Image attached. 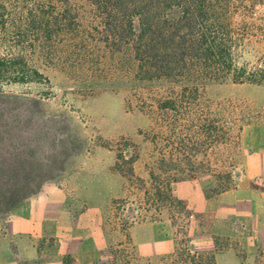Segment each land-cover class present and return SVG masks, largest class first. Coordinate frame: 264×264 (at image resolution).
<instances>
[{"label": "rangeland", "instance_id": "374dc122", "mask_svg": "<svg viewBox=\"0 0 264 264\" xmlns=\"http://www.w3.org/2000/svg\"><path fill=\"white\" fill-rule=\"evenodd\" d=\"M70 2L76 17L70 26L60 23L63 31L51 38L0 32V57L11 66L21 56L19 68L26 74V82L0 79L1 226L16 200L48 181H62L102 209L108 245L94 264H193L194 253L203 255L196 264H264V244L247 238L193 244L192 209L174 192L181 181L206 185L208 195L240 183L245 153L264 135V83L207 80L184 99L183 83L141 78L131 48L105 41L88 0ZM262 9L257 5V15ZM260 37L236 53L238 66L248 72L264 73ZM166 99H175L179 111H161ZM120 150L138 155L131 177L116 169ZM161 158L168 172L156 170ZM152 168L166 183L167 199L152 195ZM252 186L262 190L264 181L256 177ZM164 240L175 244L167 250L163 244H138ZM64 264L75 261L68 255Z\"/></svg>", "mask_w": 264, "mask_h": 264}, {"label": "trees", "instance_id": "16d2710c", "mask_svg": "<svg viewBox=\"0 0 264 264\" xmlns=\"http://www.w3.org/2000/svg\"><path fill=\"white\" fill-rule=\"evenodd\" d=\"M0 0V32H32L38 38H51L72 24L75 14L69 10L70 0ZM101 19L105 41L131 48L138 61L141 78L169 79L183 83L181 97L186 99L198 91L200 83L207 80L264 83L263 70L248 72L238 66L236 53L253 38L264 40V0H88ZM261 4L263 12L255 9ZM64 7L61 12L45 7ZM19 9L20 13L14 12ZM264 26V25H263ZM67 28V27H66ZM7 66L0 57V79L26 82L25 72L19 68L21 56ZM20 70V71H19ZM161 111H179L174 99H166ZM207 130L208 127L204 126ZM118 152L116 169L127 177L134 175L137 154ZM128 164L127 167L122 163ZM166 160L161 158L157 169L166 170ZM150 169L156 183L153 196L168 198L167 186L162 176ZM235 175L238 176V173ZM230 179L231 174H227ZM218 180L223 177L217 175ZM27 179V178H26ZM27 181V180H26ZM29 183V181L24 182ZM225 186L221 191L230 189ZM22 199L15 201V206ZM194 248V246H190ZM117 250H113L114 256ZM178 252L168 258L176 257ZM193 264L203 258L194 253ZM201 261V260H200ZM115 264V262L111 263Z\"/></svg>", "mask_w": 264, "mask_h": 264}, {"label": "crops", "instance_id": "0c3cea01", "mask_svg": "<svg viewBox=\"0 0 264 264\" xmlns=\"http://www.w3.org/2000/svg\"><path fill=\"white\" fill-rule=\"evenodd\" d=\"M256 177L264 181V135L245 153L236 187L208 195L204 184L178 182L175 195L192 209L193 244L209 247L220 239L243 243L246 238L249 244H264V187L252 186ZM138 244H163L167 250L175 243ZM107 245L101 207L73 194L62 181L44 183L7 214L4 227L0 224V264H64L68 255L75 264H94Z\"/></svg>", "mask_w": 264, "mask_h": 264}]
</instances>
